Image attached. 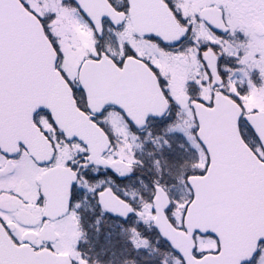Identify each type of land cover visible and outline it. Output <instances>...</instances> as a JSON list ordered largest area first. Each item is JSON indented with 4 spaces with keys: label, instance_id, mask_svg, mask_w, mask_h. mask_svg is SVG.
<instances>
[{
    "label": "snow or ice",
    "instance_id": "snow-or-ice-1",
    "mask_svg": "<svg viewBox=\"0 0 264 264\" xmlns=\"http://www.w3.org/2000/svg\"><path fill=\"white\" fill-rule=\"evenodd\" d=\"M0 264H264V0H0Z\"/></svg>",
    "mask_w": 264,
    "mask_h": 264
},
{
    "label": "rangeland",
    "instance_id": "rangeland-1",
    "mask_svg": "<svg viewBox=\"0 0 264 264\" xmlns=\"http://www.w3.org/2000/svg\"><path fill=\"white\" fill-rule=\"evenodd\" d=\"M100 243L101 244L104 243V237L103 236H101V238H100Z\"/></svg>",
    "mask_w": 264,
    "mask_h": 264
},
{
    "label": "flooded vegetation",
    "instance_id": "flooded-vegetation-1",
    "mask_svg": "<svg viewBox=\"0 0 264 264\" xmlns=\"http://www.w3.org/2000/svg\"><path fill=\"white\" fill-rule=\"evenodd\" d=\"M98 247H99V245H98Z\"/></svg>",
    "mask_w": 264,
    "mask_h": 264
}]
</instances>
